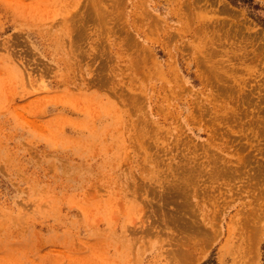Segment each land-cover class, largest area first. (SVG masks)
<instances>
[{
  "label": "rangeland",
  "instance_id": "374dc122",
  "mask_svg": "<svg viewBox=\"0 0 264 264\" xmlns=\"http://www.w3.org/2000/svg\"><path fill=\"white\" fill-rule=\"evenodd\" d=\"M242 1L0 0V264H264Z\"/></svg>",
  "mask_w": 264,
  "mask_h": 264
},
{
  "label": "trees",
  "instance_id": "16d2710c",
  "mask_svg": "<svg viewBox=\"0 0 264 264\" xmlns=\"http://www.w3.org/2000/svg\"><path fill=\"white\" fill-rule=\"evenodd\" d=\"M232 1H233V0H232ZM241 2H242V3H246L247 1H242V0H241ZM249 3H251V1H249Z\"/></svg>",
  "mask_w": 264,
  "mask_h": 264
}]
</instances>
